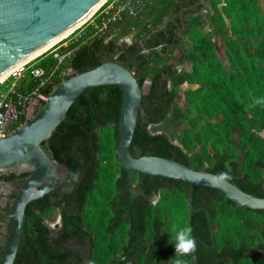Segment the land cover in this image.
I'll use <instances>...</instances> for the list:
<instances>
[{"label":"trees","instance_id":"1","mask_svg":"<svg viewBox=\"0 0 264 264\" xmlns=\"http://www.w3.org/2000/svg\"><path fill=\"white\" fill-rule=\"evenodd\" d=\"M123 17L124 20L119 19L112 24L117 30L116 35L108 39L104 34L94 35L75 50L68 65L78 71L88 69L121 48L132 57L146 37L148 40L167 42L157 50L139 53L136 57L133 74L143 88V109L139 112L130 142L131 154H157L195 169H206L221 176L227 173L229 180L243 190L263 196L264 137L258 131L264 128V103H256L257 100L264 101V12L259 0H155L149 5L145 21L140 23L131 42L120 41L129 33L128 24L133 20L127 15ZM172 19L178 21L180 32L177 35L173 32ZM146 21L150 23L149 27H146ZM185 34L191 47L175 55L173 47ZM220 39L225 44L228 68L216 53ZM188 58L191 59V68H179L178 64ZM115 60L127 66L124 53ZM147 78L149 84L145 87ZM185 81L198 84L184 90L188 109L194 113L183 110L177 102L179 85ZM6 85V80L0 81V90ZM51 88L52 85H48L41 90L49 93ZM89 92L98 117V128L93 135L96 159L78 190V213H83V221L72 220L83 224L93 235L89 264H102L99 243L102 212L126 182V170L114 153L122 91L118 84H98L91 86ZM245 102L248 103L247 108ZM183 117L190 125L184 127L181 133L166 128ZM94 122L87 94L82 91L67 109L65 118L53 130L49 144L41 142L48 155L64 162L69 168L66 179L57 189H71L69 198L72 199V207H75L76 185L91 159L88 137ZM141 174L144 173L133 169L132 180ZM165 178L175 184L160 201L167 219H146L144 226L132 211V227L154 239V242L155 237L161 234L166 240L164 248L169 264H175L176 259L182 260V264H194L192 255L175 256V232L190 225L193 237L199 236L210 243L205 214L189 209L187 181ZM181 183L185 186L182 187ZM201 187L214 192L204 204L218 226L213 236L214 248L219 249L217 254H228L234 264H264V255L260 252L253 257L244 252L249 244L244 247L245 241L255 243L261 238L260 231L264 232V208L238 206L222 190L202 185L193 188L194 206L200 203L195 196ZM41 200L42 197H39L26 204L23 225L32 236L38 232L35 237L38 247L26 243L29 258L24 262L19 248L23 244L22 237L13 264H61L64 254L74 252L72 244L60 249L57 243L47 240L45 233L48 228L41 221V214L47 209ZM37 203L39 210L35 209ZM56 204L48 208H54ZM27 218L31 224H28ZM120 225V241L123 237H134L127 228L126 217L120 219ZM65 226L71 232L78 231L68 221H65ZM202 248L203 245L196 241L195 252L199 253ZM38 249L42 251L39 261L36 259Z\"/></svg>","mask_w":264,"mask_h":264},{"label":"water","instance_id":"2","mask_svg":"<svg viewBox=\"0 0 264 264\" xmlns=\"http://www.w3.org/2000/svg\"><path fill=\"white\" fill-rule=\"evenodd\" d=\"M102 1L0 0V80L81 23ZM144 50L145 48L139 49L131 58L125 49L121 48L116 54H109L105 60L91 68L80 71L73 69L71 74L52 86L42 103L36 100L30 117L21 125L11 129L10 120L4 122V135L0 137V172L8 174L28 171L29 174L15 189L10 201L0 264H13L20 238L24 233L26 204L58 187L69 173L67 165L48 155L41 142L49 144L50 135L65 118L71 103L85 91L95 122L88 137L91 159L75 188L78 205L79 187L96 159L93 135L98 128V117L89 92L93 85L118 84L122 91L117 121L118 140L114 146V153L119 164L126 170V182L119 192L118 202L132 183L133 169L187 181V204L193 211H204L212 243L213 227L208 209L203 205L197 207L193 205V188L196 185L216 187L238 206L264 208V195L249 193L219 174L206 169H195L166 156L151 153L137 156L131 154L130 142L139 112L143 109L141 102L143 88L133 74V68L137 55ZM120 53H124L127 66L115 60ZM258 132L264 137V128ZM120 206L125 208L124 205ZM126 214L130 230L139 236L129 247L132 248L140 239V235L131 226L129 209H126ZM194 239L206 244L198 236ZM193 262L199 264L195 252Z\"/></svg>","mask_w":264,"mask_h":264},{"label":"flooded vegetation","instance_id":"3","mask_svg":"<svg viewBox=\"0 0 264 264\" xmlns=\"http://www.w3.org/2000/svg\"><path fill=\"white\" fill-rule=\"evenodd\" d=\"M179 30L180 29L178 26V21L174 20L173 32L177 35L180 32ZM167 37L168 34L165 36V38ZM166 43L167 42H165V40L157 42L154 39L148 40V38L146 37L141 42V48H145V50L141 53L157 50L164 46ZM119 55H117V57ZM148 84L149 79L147 84H145V87ZM28 174V171L14 174H12L11 172L8 174H0V251L2 250V246L5 240V234L7 232L6 214L9 211L10 201L15 193V189L21 184V182L26 178ZM180 185L182 187L185 186V184L182 183ZM174 187L175 184L168 181L165 176L145 173L141 175H136L135 180H132L130 187L123 193L119 202L117 201V198L119 192L123 187L120 189L117 195H115V197H113L105 205L101 216V222L99 225V243L100 249H102L100 253V258L101 262L103 260L102 264H169L167 252L164 248L166 240L161 234H158L155 237L156 242H154V239H149L147 236L142 235L141 233H139V231L132 227L135 231L139 233L140 239L132 246V248H129L132 242L136 240L139 236L137 234H134L129 228L126 209H129L130 212L131 226L132 211L135 212L133 214L134 217L137 220L142 221L141 223L144 226L145 224L143 223V221H145L146 219L154 218L156 220H166V211L163 208V204H160V201L162 202V198L166 194L167 190ZM56 189L57 187L54 188L52 191L46 193L48 194L46 198H44L46 194L43 195L41 200L43 201L42 203L46 205L44 206L45 209H47L46 212H43L42 214L40 213L42 215L41 221L48 228V231L45 233L47 240L52 244L57 243L60 249H64L66 246H69L71 244L73 245L74 252L70 254H64V258L61 261V264H89L92 255L93 235L89 230L85 228L83 224H77L75 221L72 220L77 219L80 222L83 221V213H78L79 196L78 205L75 198V207H72V199L69 198L71 189L69 187H62L57 190ZM212 193L214 192H211L208 188L201 187V189L197 191L195 196L197 198L196 200L200 203L195 207L201 205L206 207L204 202L211 199ZM56 202L58 204H56L54 208H48L50 207V205H53ZM38 205L39 203H37V205L35 204L36 210L40 209ZM120 205H124L125 208H122ZM189 209L191 210L190 207ZM199 211H202L204 213L203 210ZM125 217L127 219V228L134 237H123V240L120 241V219H124ZM27 220L28 224L32 223L28 218ZM210 220L212 223L214 236V233L217 230L218 226L212 221L211 216ZM65 221H68L71 225L76 227L78 231L71 232V230L65 226ZM257 225L258 224H255V226ZM159 226H161V223ZM260 233L261 238L257 239L255 243H251V241L247 240L245 241L244 247L245 245H247V243H249L247 247H245L246 249L244 250L246 255L250 253V256L253 257L257 252H260L261 255H264V232L260 231ZM37 234L38 232L36 231L34 236H32L24 228V233L20 238L21 241L23 237V244H21L20 246L19 242L18 245L20 246L19 248H21L20 252L23 256L24 262L27 261L29 258L27 244H34L35 247H38V243L35 241V237ZM199 238L206 242V240L202 239L201 237ZM196 241H199L203 245V248L200 250L199 253L195 252L199 264H234L231 261L232 257L228 254L223 256H219L217 254V251L219 249L214 248V238L213 243L210 239V243L206 242L207 245L202 243L200 240ZM152 243L155 244L152 245ZM248 247L250 249H248ZM41 252L42 251L39 249L36 251V259H38V261L41 259ZM179 257L182 258L184 256ZM191 260L193 262V254ZM235 264L238 263L235 262Z\"/></svg>","mask_w":264,"mask_h":264},{"label":"built area","instance_id":"4","mask_svg":"<svg viewBox=\"0 0 264 264\" xmlns=\"http://www.w3.org/2000/svg\"><path fill=\"white\" fill-rule=\"evenodd\" d=\"M154 1L103 0L86 19L43 50L42 60L52 62L50 67L42 63H28V60L2 78L0 81L6 80L7 85L0 90V137L4 135L6 120H10L11 129L21 125L30 117L33 102L39 100L42 103L47 98L48 93L41 90L43 87L53 86L58 79L72 73L68 61L82 43L96 34H104L105 39L116 35L117 30L112 24L119 19L124 20V15L133 20L128 24L129 33L122 36L120 41L131 42L140 23L145 21V12ZM145 24L146 27L150 26L147 21ZM24 80L27 82L20 86L19 81Z\"/></svg>","mask_w":264,"mask_h":264},{"label":"rangeland","instance_id":"5","mask_svg":"<svg viewBox=\"0 0 264 264\" xmlns=\"http://www.w3.org/2000/svg\"><path fill=\"white\" fill-rule=\"evenodd\" d=\"M259 4H260L262 11L264 12V0H259ZM190 47H191V43H190L188 36L186 34L182 35L180 42L173 47V53L175 55H179L182 51L189 50ZM224 49H225V44H224L223 40L220 39L217 43V46H216V53H217L218 57L221 59L223 65L228 68L227 55H226ZM44 53H45V51L39 52L38 54H36L32 58H30L29 61L27 60L28 63H36V64L42 63V64H45L47 67H50L52 62L46 63L42 60L43 59L42 56L44 55ZM178 66L182 67L183 69H186V70L190 69L191 68V59L188 58V59L183 60L182 63L178 64ZM26 82L27 81H25V80L19 81L20 86H23ZM147 82H148V78H147V80H145V84H147ZM197 85L198 84L195 82H188V81H185L179 85L178 94H177V102L183 110L190 111L191 113L193 112V110L188 109L187 102H186L185 95H184V90L188 87H195ZM35 102H33V103L35 104ZM34 104H33V106H34ZM247 105H248V103L245 102L246 108H247ZM189 125H190V123L187 120V118L183 117V118H180L175 123L169 125L166 128H168V130L172 129V130H175L177 133H181L183 128L186 126H189ZM195 127H193L194 130L196 129Z\"/></svg>","mask_w":264,"mask_h":264},{"label":"clouds","instance_id":"6","mask_svg":"<svg viewBox=\"0 0 264 264\" xmlns=\"http://www.w3.org/2000/svg\"><path fill=\"white\" fill-rule=\"evenodd\" d=\"M256 103H264V101L257 100ZM225 179H230L227 173L222 174ZM192 227L185 226L176 230L175 232V256H189L196 251V240L192 236ZM175 264H182V260L176 259Z\"/></svg>","mask_w":264,"mask_h":264},{"label":"bare ground","instance_id":"7","mask_svg":"<svg viewBox=\"0 0 264 264\" xmlns=\"http://www.w3.org/2000/svg\"><path fill=\"white\" fill-rule=\"evenodd\" d=\"M7 75V74H6Z\"/></svg>","mask_w":264,"mask_h":264}]
</instances>
